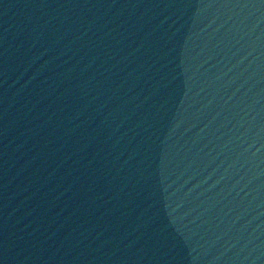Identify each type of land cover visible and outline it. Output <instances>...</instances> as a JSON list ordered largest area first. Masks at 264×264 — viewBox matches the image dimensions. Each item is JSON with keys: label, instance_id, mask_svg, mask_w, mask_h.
Instances as JSON below:
<instances>
[{"label": "water", "instance_id": "95a60500", "mask_svg": "<svg viewBox=\"0 0 264 264\" xmlns=\"http://www.w3.org/2000/svg\"><path fill=\"white\" fill-rule=\"evenodd\" d=\"M10 264H264V0H0Z\"/></svg>", "mask_w": 264, "mask_h": 264}]
</instances>
